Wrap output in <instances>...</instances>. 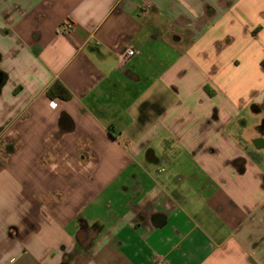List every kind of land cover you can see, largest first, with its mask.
Wrapping results in <instances>:
<instances>
[{
  "label": "crops",
  "instance_id": "crops-1",
  "mask_svg": "<svg viewBox=\"0 0 264 264\" xmlns=\"http://www.w3.org/2000/svg\"><path fill=\"white\" fill-rule=\"evenodd\" d=\"M262 61L264 0H0V264H264Z\"/></svg>",
  "mask_w": 264,
  "mask_h": 264
},
{
  "label": "built area",
  "instance_id": "built-area-1",
  "mask_svg": "<svg viewBox=\"0 0 264 264\" xmlns=\"http://www.w3.org/2000/svg\"><path fill=\"white\" fill-rule=\"evenodd\" d=\"M73 23L69 20H65L62 23L59 24L58 30L60 32H69L73 29ZM135 54V49L133 47H125L122 51L118 53V57L122 62L127 61L129 58H131ZM154 264H161L159 262H156Z\"/></svg>",
  "mask_w": 264,
  "mask_h": 264
},
{
  "label": "trees",
  "instance_id": "trees-1",
  "mask_svg": "<svg viewBox=\"0 0 264 264\" xmlns=\"http://www.w3.org/2000/svg\"><path fill=\"white\" fill-rule=\"evenodd\" d=\"M262 66L264 67V61L261 62ZM47 94H49L50 96H60L63 97V95L67 98L69 97V94H63L62 92V86L58 81H55L54 83H52L49 88L47 89Z\"/></svg>",
  "mask_w": 264,
  "mask_h": 264
},
{
  "label": "flooded vegetation",
  "instance_id": "flooded-vegetation-1",
  "mask_svg": "<svg viewBox=\"0 0 264 264\" xmlns=\"http://www.w3.org/2000/svg\"><path fill=\"white\" fill-rule=\"evenodd\" d=\"M251 107L256 112H264V101L262 102L261 105L258 106L252 105ZM256 128L260 130V132L262 133V137L259 139V141L264 143V116L260 119V122Z\"/></svg>",
  "mask_w": 264,
  "mask_h": 264
},
{
  "label": "rangeland",
  "instance_id": "rangeland-1",
  "mask_svg": "<svg viewBox=\"0 0 264 264\" xmlns=\"http://www.w3.org/2000/svg\"><path fill=\"white\" fill-rule=\"evenodd\" d=\"M243 116L246 117L247 122L261 119V113L251 112V110H247Z\"/></svg>",
  "mask_w": 264,
  "mask_h": 264
}]
</instances>
